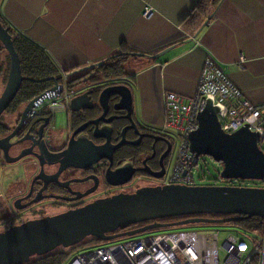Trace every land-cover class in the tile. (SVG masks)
<instances>
[{
	"label": "crops",
	"instance_id": "1",
	"mask_svg": "<svg viewBox=\"0 0 264 264\" xmlns=\"http://www.w3.org/2000/svg\"><path fill=\"white\" fill-rule=\"evenodd\" d=\"M199 1L0 0V16L59 72L122 54L123 46L142 54L123 62L134 113L163 129L164 93L194 95L208 57L250 103L264 106V0H218L194 35L182 22Z\"/></svg>",
	"mask_w": 264,
	"mask_h": 264
},
{
	"label": "water",
	"instance_id": "2",
	"mask_svg": "<svg viewBox=\"0 0 264 264\" xmlns=\"http://www.w3.org/2000/svg\"><path fill=\"white\" fill-rule=\"evenodd\" d=\"M0 44L9 57L7 79L0 95V116L15 99L24 81L38 84L51 81L53 86L26 105L21 121L36 102L44 101L47 98H58L63 91H66L64 83L60 84V80L66 78L65 76L33 79L22 74L20 59L14 48L10 27H5L1 22ZM164 51L166 49L154 57L158 58ZM122 54L133 57L142 55L134 52ZM103 64L104 60L95 62L73 70L67 76L77 75L101 67ZM110 97L117 98V109L124 111L130 117L134 111L130 86L126 83L107 86L102 90L99 99L102 101ZM87 99V94L80 95L73 98L70 105L73 107L74 103L81 104ZM217 113L218 108L210 100H207L204 109L197 115V129L188 136L190 152L197 160L201 156H207L221 164L219 177L222 180L264 182V151L259 146V134L251 132L247 126L241 127L233 133H225L221 129ZM102 130L95 126L92 132L93 137H103L99 134ZM16 131L7 138L0 139V150L4 152L7 161L6 146ZM77 131H81V129ZM83 141L84 144H87L86 150L77 157L88 161L87 165L68 164L67 167L85 168L92 162L106 157L107 143L105 146H96L90 140L83 139ZM116 147L108 149L109 152ZM76 150L77 147H74V153ZM60 163L61 169L62 162ZM135 172L136 170L131 167L118 169L111 175V178L114 176H125L126 178L115 182L109 180V182L112 185L125 184ZM201 215H221L222 217H199ZM175 217L187 218L172 222H158L161 219ZM253 217L264 218V188L262 187L187 186L180 184L142 187L130 194L120 193L96 200L81 208L9 227L0 232V264H25L34 256H44L58 248L67 249L76 246L87 237L110 242L156 229L198 223L225 224ZM146 222L149 223L128 229ZM117 230L119 232H116Z\"/></svg>",
	"mask_w": 264,
	"mask_h": 264
},
{
	"label": "flooded vegetation",
	"instance_id": "3",
	"mask_svg": "<svg viewBox=\"0 0 264 264\" xmlns=\"http://www.w3.org/2000/svg\"><path fill=\"white\" fill-rule=\"evenodd\" d=\"M4 52H0L2 58ZM76 77L74 80L62 79L69 96L64 108L50 111L47 98L36 102L21 121L26 105L51 88V82L26 102L16 103L14 99L0 116V139L7 138L17 128L6 146L8 161L0 150L1 183L3 185L5 180L7 185L11 184L9 189H2L3 195H0V232L120 193L130 194L142 187L169 184L164 179L174 144L168 131L140 121L134 111L127 116L117 109L115 97L100 101L104 88L121 81L100 79L92 69ZM83 94H87L88 99L81 104L74 103L72 107L70 101ZM59 110L66 116L63 125L56 119ZM95 126L103 129L99 133L103 137H93ZM79 129L81 131H77ZM83 139L96 146L107 143L108 149L118 147L111 152L105 150L106 157L85 168L73 167L88 163L77 157L86 150ZM74 147H77L75 153ZM68 164L73 166L67 167ZM127 167L136 170L131 179L122 185L110 184L109 180L115 182L126 178H111V175Z\"/></svg>",
	"mask_w": 264,
	"mask_h": 264
},
{
	"label": "built area",
	"instance_id": "4",
	"mask_svg": "<svg viewBox=\"0 0 264 264\" xmlns=\"http://www.w3.org/2000/svg\"><path fill=\"white\" fill-rule=\"evenodd\" d=\"M149 10H145L146 16ZM67 95L48 98L49 110L64 108ZM207 100L218 108V119L225 133L247 126L264 141V106H255L227 78L223 67L208 57L194 95L164 93L165 131L178 137V151L169 184L192 186V170L197 159L190 152L188 136L198 127L197 115ZM220 230L168 231L109 243L77 253L69 264H264V231L258 238L229 233L223 242L224 258L219 260Z\"/></svg>",
	"mask_w": 264,
	"mask_h": 264
},
{
	"label": "trees",
	"instance_id": "5",
	"mask_svg": "<svg viewBox=\"0 0 264 264\" xmlns=\"http://www.w3.org/2000/svg\"><path fill=\"white\" fill-rule=\"evenodd\" d=\"M218 0H200L198 4L193 8L191 14L185 18L182 22V26L184 29L189 31L192 34H196L201 27L207 22L210 17L211 11L214 6L217 4ZM0 22L5 26L9 27L3 18L0 16ZM10 34L13 40L14 48L18 53L20 63H21V71L25 77H30L33 79H41V78H48L53 76H65L67 80L76 79L77 75L67 76L71 71L79 69V67L71 68L69 70H64L59 72L58 69L54 66L53 62L49 58V56L38 46L30 42L28 39L24 38L23 36L16 34L14 31L10 29ZM0 52H4L3 47L0 44ZM130 50L123 46L120 53H128ZM0 53V55H1ZM5 54V52H4ZM130 57L125 54H118L115 57H108L105 59L104 64L101 67L92 69L96 70L97 74L101 71L99 75L100 79H117L122 83H126L130 86L132 82L131 78L127 77L126 74L123 72V62L128 60ZM9 67V60L8 56L5 54L2 58L0 56V78H2L4 84L7 79V72ZM100 69V70H99ZM123 76L127 78L123 79ZM63 79V78H62ZM62 82V80H60ZM120 82V83H121ZM50 82L38 84L29 81H24L20 87L19 92L15 97L16 103H23L28 101L32 96L38 93L46 85L50 84ZM45 91V90H44ZM200 159V158H199ZM197 160V163L199 161ZM197 165V164H196ZM195 165V166H196ZM230 182V181H227ZM199 217L203 218H220L221 215H201ZM187 217H175V218H166L158 220V222H172L181 220ZM149 222L138 224L135 226H131L128 229H134ZM186 227H198L201 230L198 231H211L216 230L217 228H225L228 232H235L238 235L251 237V238H258L263 235L264 231V218L263 217H253L250 219H239L238 221L229 222L225 224H209V223H198V224H190L186 226H179V227H172V228H164V229H156L149 231L148 234H152L154 232H168V231H176ZM127 229V230H128ZM151 232V233H150ZM146 235L145 233L136 235L142 236ZM131 238V237H130ZM129 238H120L117 240H113L110 242H103L93 237H87L83 242L80 244L71 247L70 249H78L79 247H83L84 250L86 248H96L100 247L109 243L123 241ZM63 248L56 249L55 251L48 253L44 256H34L30 259L29 262L25 264H65L67 255L62 250Z\"/></svg>",
	"mask_w": 264,
	"mask_h": 264
},
{
	"label": "rangeland",
	"instance_id": "6",
	"mask_svg": "<svg viewBox=\"0 0 264 264\" xmlns=\"http://www.w3.org/2000/svg\"><path fill=\"white\" fill-rule=\"evenodd\" d=\"M138 58H130L129 60L126 61L127 64H129V62L134 63V61H137ZM135 68V67H133ZM100 70V69H99ZM101 71L98 72V74H100ZM4 82L2 80V78H0V95L4 89ZM65 113L62 112L61 110L56 112V119L58 124L63 125L65 122ZM161 127V126H160ZM167 134L169 135V137L172 139L173 141V152H172V160L167 168L166 171V175H165V182H168L171 173L173 171V167L175 164V159H176V155H177V151H178V137L177 134L173 131H168ZM262 148L264 149V141L262 143ZM222 168V165L216 163L215 161H213L210 157L207 156H201L197 165L193 168L192 170V176L194 178V185L196 186H212V185H227V184H232L233 186H244V187H262L264 188V182L261 181H230L229 183L225 180L220 179L219 177V173L220 170ZM22 175V174H21ZM20 175V176H21ZM3 177V174L0 172V195H3L2 193V189H9L11 187V184L7 185V181L4 180V188L2 185V180L1 178ZM5 179V178H4ZM218 230H220V235H219V260L222 261L224 258V251L222 250V245L224 242L225 237L229 234V233H233L235 235V232H228L227 230H225V228H217ZM187 231V230H201L198 227H186V228H182L176 231ZM213 231V230H211ZM208 232V231H207ZM149 232H146L145 234L147 235ZM151 233V232H150ZM154 233H159V232H154ZM59 249V248H58ZM66 255H67V259L65 264H69L71 262V260L75 257V255L77 253L83 252L85 250H88V248H86L84 250V248L79 247L78 249H62Z\"/></svg>",
	"mask_w": 264,
	"mask_h": 264
},
{
	"label": "bare ground",
	"instance_id": "7",
	"mask_svg": "<svg viewBox=\"0 0 264 264\" xmlns=\"http://www.w3.org/2000/svg\"><path fill=\"white\" fill-rule=\"evenodd\" d=\"M112 57V56H111ZM113 57H115V56H113ZM102 61V60H101ZM104 61H105V59H104ZM99 62V61H98ZM124 79V78H123ZM61 95H67V97H68V99H69V96H68V92L67 91H63L62 92V94ZM61 95H59V96H61ZM58 96V97H59ZM221 165V164H220Z\"/></svg>",
	"mask_w": 264,
	"mask_h": 264
}]
</instances>
